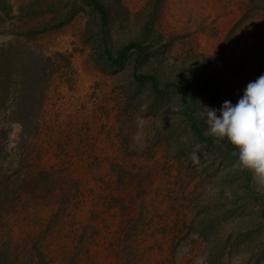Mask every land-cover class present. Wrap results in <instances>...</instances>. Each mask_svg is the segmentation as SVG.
Here are the masks:
<instances>
[{
    "label": "rangeland",
    "instance_id": "1",
    "mask_svg": "<svg viewBox=\"0 0 264 264\" xmlns=\"http://www.w3.org/2000/svg\"><path fill=\"white\" fill-rule=\"evenodd\" d=\"M100 1L0 0V264H264V187L186 113L264 73V0Z\"/></svg>",
    "mask_w": 264,
    "mask_h": 264
},
{
    "label": "clouds",
    "instance_id": "2",
    "mask_svg": "<svg viewBox=\"0 0 264 264\" xmlns=\"http://www.w3.org/2000/svg\"><path fill=\"white\" fill-rule=\"evenodd\" d=\"M200 116L207 134L226 138L234 146L237 165L264 187V73L247 83L235 103L225 100L219 109L204 106Z\"/></svg>",
    "mask_w": 264,
    "mask_h": 264
},
{
    "label": "trees",
    "instance_id": "3",
    "mask_svg": "<svg viewBox=\"0 0 264 264\" xmlns=\"http://www.w3.org/2000/svg\"><path fill=\"white\" fill-rule=\"evenodd\" d=\"M89 1L94 5V8L99 12L102 23L106 24L107 19H108V14H107L106 8L102 4V2L100 0H89ZM134 49L137 52V59L136 60L138 61L140 56H141V53H142V46H141V43H139L137 41H131V42L125 44L118 51L117 55H114L112 53L111 49H109V48L104 49V54L107 57V60L109 62H111L113 64L121 65L126 60V58L131 53V51ZM133 75L137 81H140V82L149 81V82H151L153 89L157 94L164 92L165 89L160 88V82H159V79L157 76H155L153 74H148V73L147 74L136 73V70L134 71ZM170 84H172L173 87H175L178 91H180L182 98L184 100H186V90L184 89V87L178 83H170ZM170 84H168V85H170ZM186 113H187L189 120H190L191 130L194 132V134L202 142L215 143V142L220 140L219 137L206 135L204 129L201 128L200 125L198 124L197 118L192 113V109L190 107H187ZM20 121L24 122V119L20 118ZM250 191H251V189H250ZM260 199H261V203H262L261 212H262V215L264 216V194L261 195Z\"/></svg>",
    "mask_w": 264,
    "mask_h": 264
}]
</instances>
